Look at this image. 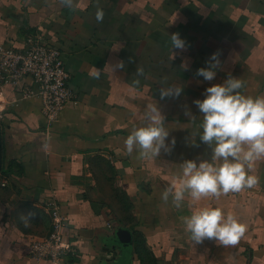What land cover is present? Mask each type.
I'll return each instance as SVG.
<instances>
[{
    "label": "crops",
    "instance_id": "crops-1",
    "mask_svg": "<svg viewBox=\"0 0 264 264\" xmlns=\"http://www.w3.org/2000/svg\"><path fill=\"white\" fill-rule=\"evenodd\" d=\"M75 2L70 11L59 0H0V44L19 49L27 37L42 36L62 53L73 92L51 125L38 98L20 99L10 87L0 93L8 170L0 187V264H51L30 258L28 243L49 234V201L65 216V240L76 249L69 264H264V158L253 164L259 184L252 189L198 202L186 197L181 208L171 196L161 199L178 183L180 163L211 160L197 136L202 113L193 101L229 74L244 82L243 94L264 95V0ZM173 33L186 50H171ZM216 52L220 68L205 81L196 72ZM120 61L125 67L114 68ZM137 66L143 76H135ZM171 86L183 88L181 95L160 99V89ZM155 102L169 130L166 143L174 138L175 145L153 159L129 155L124 140ZM209 205L246 225L237 245L189 239L181 218ZM118 228L131 232L130 245L114 241Z\"/></svg>",
    "mask_w": 264,
    "mask_h": 264
},
{
    "label": "clouds",
    "instance_id": "clouds-1",
    "mask_svg": "<svg viewBox=\"0 0 264 264\" xmlns=\"http://www.w3.org/2000/svg\"><path fill=\"white\" fill-rule=\"evenodd\" d=\"M59 2L70 11L76 9L75 0ZM104 16V10L97 7L96 21L102 23ZM170 43L171 50H186V43L179 33L170 35ZM219 55V52L213 53L206 61L207 67L199 68L196 75L205 81L214 80L221 64ZM124 67L123 61L114 66L119 69ZM181 67L187 70L186 64ZM100 74L101 70L96 68L94 77L99 78ZM143 75L144 69L137 66L135 76ZM133 84L139 85V79L134 80ZM243 88L244 82L229 74L223 83L208 87L204 99L193 101L202 113L197 136L211 148V160H201L199 164L195 160L180 163L178 183L161 195L165 203L171 196L172 205L181 208L186 197L193 202L205 197L219 199L222 194L252 189L259 184V177L250 172L254 162L264 158V95H245L241 91ZM182 92L183 88L180 87H162L160 99L179 97ZM185 115L189 121L196 119L190 110H186ZM143 121L141 126L132 128L124 140L127 153L131 155L135 152L141 159H153L159 157L162 150L170 152L175 139L170 145L166 143L169 130L157 102L146 106ZM181 219L185 232L194 244L208 239L224 247L235 246L246 232V225L235 215L226 214L222 208L212 205L198 208Z\"/></svg>",
    "mask_w": 264,
    "mask_h": 264
},
{
    "label": "built area",
    "instance_id": "built-area-1",
    "mask_svg": "<svg viewBox=\"0 0 264 264\" xmlns=\"http://www.w3.org/2000/svg\"><path fill=\"white\" fill-rule=\"evenodd\" d=\"M69 75L62 53L40 35L27 37L22 48L0 44V93L12 88L20 99L38 98L48 124L57 121L62 109L72 100ZM6 186L0 175V187ZM51 230L45 237L28 238L29 256L36 262L69 264L75 247L65 240V216L55 201L45 204Z\"/></svg>",
    "mask_w": 264,
    "mask_h": 264
},
{
    "label": "water",
    "instance_id": "water-1",
    "mask_svg": "<svg viewBox=\"0 0 264 264\" xmlns=\"http://www.w3.org/2000/svg\"><path fill=\"white\" fill-rule=\"evenodd\" d=\"M2 169V141H1V125H0V171ZM114 241L121 242L123 245L128 246L132 241V234L128 229L118 228L114 232Z\"/></svg>",
    "mask_w": 264,
    "mask_h": 264
},
{
    "label": "trees",
    "instance_id": "trees-1",
    "mask_svg": "<svg viewBox=\"0 0 264 264\" xmlns=\"http://www.w3.org/2000/svg\"><path fill=\"white\" fill-rule=\"evenodd\" d=\"M7 172H8V170H7V167H2V169H1V171H0V175L2 176V175H7Z\"/></svg>",
    "mask_w": 264,
    "mask_h": 264
}]
</instances>
